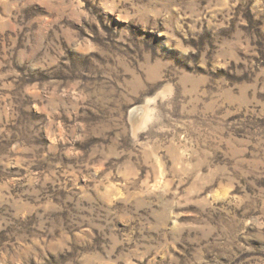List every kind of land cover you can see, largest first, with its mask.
I'll use <instances>...</instances> for the list:
<instances>
[{"label":"rangeland","instance_id":"374dc122","mask_svg":"<svg viewBox=\"0 0 264 264\" xmlns=\"http://www.w3.org/2000/svg\"><path fill=\"white\" fill-rule=\"evenodd\" d=\"M0 264H264V0H0Z\"/></svg>","mask_w":264,"mask_h":264},{"label":"bare ground","instance_id":"6f19581e","mask_svg":"<svg viewBox=\"0 0 264 264\" xmlns=\"http://www.w3.org/2000/svg\"><path fill=\"white\" fill-rule=\"evenodd\" d=\"M149 109L147 110L145 107H138L136 109H134L131 112V118H132V122L134 124V128H138L141 127V125H143L146 120L148 119L149 116Z\"/></svg>","mask_w":264,"mask_h":264}]
</instances>
